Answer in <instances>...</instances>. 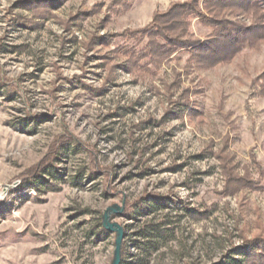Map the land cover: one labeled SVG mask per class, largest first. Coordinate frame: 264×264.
<instances>
[{"label": "rangeland", "instance_id": "1", "mask_svg": "<svg viewBox=\"0 0 264 264\" xmlns=\"http://www.w3.org/2000/svg\"><path fill=\"white\" fill-rule=\"evenodd\" d=\"M184 1L0 0V264H264V48L128 56Z\"/></svg>", "mask_w": 264, "mask_h": 264}, {"label": "trees", "instance_id": "2", "mask_svg": "<svg viewBox=\"0 0 264 264\" xmlns=\"http://www.w3.org/2000/svg\"><path fill=\"white\" fill-rule=\"evenodd\" d=\"M238 17L248 18L250 23ZM153 18L151 28L134 37L145 38V49L129 50L128 56L135 65H140L145 57L153 62L182 49L198 68H212L231 62L245 50L264 48V0H186ZM193 19L209 30L204 40L190 39L189 25ZM257 82L252 85L255 94L264 95V72ZM248 112L251 113V109ZM140 234L151 235L145 230Z\"/></svg>", "mask_w": 264, "mask_h": 264}, {"label": "water", "instance_id": "3", "mask_svg": "<svg viewBox=\"0 0 264 264\" xmlns=\"http://www.w3.org/2000/svg\"><path fill=\"white\" fill-rule=\"evenodd\" d=\"M106 227L108 230H112V225L106 223ZM116 240H115V251H114V259L112 264H119L120 262V247H121V240H122V231L119 227H116Z\"/></svg>", "mask_w": 264, "mask_h": 264}]
</instances>
